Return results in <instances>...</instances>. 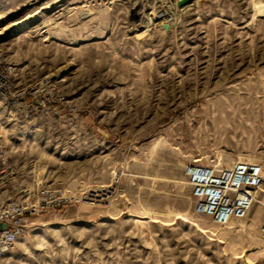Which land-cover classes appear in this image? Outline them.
I'll list each match as a JSON object with an SVG mask.
<instances>
[{
	"label": "rangeland",
	"instance_id": "rangeland-1",
	"mask_svg": "<svg viewBox=\"0 0 264 264\" xmlns=\"http://www.w3.org/2000/svg\"><path fill=\"white\" fill-rule=\"evenodd\" d=\"M0 84V198L49 191L9 264H264L185 174L264 176V0H0Z\"/></svg>",
	"mask_w": 264,
	"mask_h": 264
},
{
	"label": "built area",
	"instance_id": "built-area-1",
	"mask_svg": "<svg viewBox=\"0 0 264 264\" xmlns=\"http://www.w3.org/2000/svg\"><path fill=\"white\" fill-rule=\"evenodd\" d=\"M3 89L0 84V91ZM185 174L197 216L210 218L219 226H229L234 220L247 218L258 204L263 209L261 231L264 234V197H261L264 176L260 166L239 161L218 168L196 161L188 164ZM48 196V190H41L36 203L28 198L0 203V264H5L8 254L23 235L28 216L39 213Z\"/></svg>",
	"mask_w": 264,
	"mask_h": 264
},
{
	"label": "crops",
	"instance_id": "crops-1",
	"mask_svg": "<svg viewBox=\"0 0 264 264\" xmlns=\"http://www.w3.org/2000/svg\"><path fill=\"white\" fill-rule=\"evenodd\" d=\"M6 154H7V152L3 148L0 147V156L2 157L0 159L4 160ZM2 183L3 182H0V185H2ZM14 196H17V195L14 193H9L8 195H4V198H0V200H1L0 203L8 201V200H12ZM5 264H9L8 258H6Z\"/></svg>",
	"mask_w": 264,
	"mask_h": 264
},
{
	"label": "bare ground",
	"instance_id": "bare-ground-1",
	"mask_svg": "<svg viewBox=\"0 0 264 264\" xmlns=\"http://www.w3.org/2000/svg\"><path fill=\"white\" fill-rule=\"evenodd\" d=\"M21 22V21H20Z\"/></svg>",
	"mask_w": 264,
	"mask_h": 264
}]
</instances>
